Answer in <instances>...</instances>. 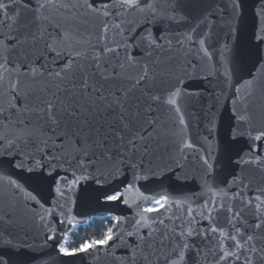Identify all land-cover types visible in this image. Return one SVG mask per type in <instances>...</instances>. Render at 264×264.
<instances>
[{"label": "snow or ice", "instance_id": "1", "mask_svg": "<svg viewBox=\"0 0 264 264\" xmlns=\"http://www.w3.org/2000/svg\"><path fill=\"white\" fill-rule=\"evenodd\" d=\"M181 3L182 0H0V16L3 17L0 26L15 33L10 39L0 33V169L11 166L31 174L30 178L38 186L32 188L35 192L32 200L39 202L38 189L53 174L59 177L61 171L64 176L59 179L69 189L80 180L88 179L95 180L103 189L110 179H118L129 171L136 180L147 179L149 174L155 175L154 162L162 159L157 149L165 137L173 146V154L168 156L171 165L177 170L184 167L185 149L193 147L184 139V119L181 115V127L176 128L173 121L174 128L168 129L161 123L159 109L164 107L180 114L179 100L194 95L185 86L188 68L195 70L197 65L191 61L173 64L171 56L162 58L160 53L172 51V40L161 32H172L174 24L186 25L188 31L181 33L183 40L177 43L198 40L203 52L200 60H203L210 55L203 48L210 39L205 29L215 24L206 16L198 18L199 22L193 25L190 14L175 15L184 11ZM241 5L242 0H232L234 17L241 15ZM61 9L80 13L69 17L74 27H64L54 19L52 14ZM129 13H136L138 20H128ZM256 16L264 20V0H259ZM95 21H100V27L93 39L87 26ZM80 25L85 26L84 31ZM224 26L228 27L229 36L236 30L231 19H225L221 27ZM112 29L115 31L109 38ZM254 39L257 45L264 44V26L258 24ZM216 43H220L219 38ZM41 48L43 52L38 51ZM229 50L233 55L228 72L236 75L241 64L235 44L225 42L216 49L222 56ZM43 53H47V57ZM134 68L140 71L132 76L129 70ZM4 73L15 76L7 86ZM244 84L245 95H239V87L233 93L234 123L220 142L221 152L227 153L239 139L247 137L250 141L248 158L237 154L238 167L264 163L260 155L253 159L260 148L256 142L264 141V128L255 127L257 120L264 122V106L258 107L255 102L253 82ZM206 116L208 136L204 140L209 142L208 137L216 133L218 125L214 113ZM199 161L204 181L201 187H206L208 192L215 187L227 197L222 185L247 189L255 182V177L236 172L228 174L231 179L217 175L212 153L200 156ZM69 174L71 181L67 179ZM132 187L131 183L125 185L126 189ZM256 190L260 195L255 197V205L237 192L233 198L240 200L242 208L236 212L227 209L228 223L235 233L227 238L233 242L235 251H226L215 242L212 235L217 231L215 227L209 225L208 230L192 227L193 218L186 221L187 231L182 222L163 232L152 229L143 235L127 233L135 235L136 239L128 248L126 264H200L202 260L207 261L209 254L215 264L229 258L240 264H264V243L260 247L256 244L258 240L264 241V233L257 231L264 225L261 208L264 202L260 201L264 188ZM122 195L117 188L101 191L97 199L108 203L119 200ZM167 200L162 197L154 203L160 208ZM207 204L208 201H204L205 208ZM158 208L149 207L145 211L150 213ZM191 214L189 209L188 215ZM250 216L257 218V222L250 224ZM120 222L117 218L116 225ZM6 223L0 217V225ZM159 224L163 225L164 221L159 220ZM143 226L151 228L147 220ZM193 236L199 238V243L189 242ZM114 239L119 237L113 228H108L103 239L85 241L71 250L61 244L59 251L74 255L98 245H109ZM0 241L12 244L3 231H0ZM218 251L222 255H218ZM0 264H7L3 256H0Z\"/></svg>", "mask_w": 264, "mask_h": 264}, {"label": "water", "instance_id": "2", "mask_svg": "<svg viewBox=\"0 0 264 264\" xmlns=\"http://www.w3.org/2000/svg\"><path fill=\"white\" fill-rule=\"evenodd\" d=\"M231 5L232 0H182L181 7L184 11L175 13V15L190 14L193 25L199 22L198 18L204 16L210 23L214 22V27L205 29L210 39L206 41L203 48L210 55L203 60H200L203 52L200 51L201 45L198 40L194 43L184 40L182 45L177 43V40H183L181 33L188 31L186 25L174 24L172 32H161V35H167L172 40V51L160 53L162 58L171 56L173 64H186L191 61L197 65L195 70L188 68L185 86L194 95L179 100L177 106L181 109L180 114L167 111L164 107L159 109L161 123L168 129L174 128L173 121L176 122V128L181 127L180 116L182 115L184 119L186 125L184 139L193 145L192 148L185 149L187 160L183 162L184 167L177 170L175 165H171L168 156L173 154V146L165 137L162 138L157 149V154L162 159L153 164L155 175L149 174L147 179L136 180L129 171L118 179H110L103 189L93 179L80 180L69 189L68 185L59 179L64 176L61 171L59 177L53 174V177H49L43 187L38 189L40 197H37L39 202H36L31 199V196L35 195L32 188L38 186L30 178L31 174L5 166L0 169V217H3L7 223L0 225V231L5 232L6 238L10 239L12 244L6 245L0 241V256H3L7 264H126L128 248L136 239L135 235L128 236L127 233L139 232L143 235L152 229L163 232L166 228L171 229L182 222L187 231L186 221L193 218L195 223L192 227L198 230H208L209 225L215 227L217 231L212 234L215 236V242L220 243L226 251H235L232 247L233 242L227 238L229 234H235L228 223L230 214L227 209L231 208L233 212H236L242 208L240 200L233 198L237 192L243 199L251 200L253 205L257 203L255 197L260 193L256 189L264 188V163L237 166V154L244 156L245 159L248 158L246 154L250 141L247 137L239 139L227 153L221 152L220 142L234 123L232 100L235 99L233 93L237 87L240 88L239 95L243 96L247 92L244 82L252 81L256 89L255 102L258 107L264 106V44L257 45L254 39L258 24L264 26V20H258L256 16L259 0H242L239 17L233 16ZM79 14L76 10L68 13L61 9L52 15L64 27H74L69 17L79 16ZM2 19L3 17L0 16V20ZM127 19L138 20V16L136 13H129ZM225 19H231L236 29L231 36H229L228 27H221ZM80 27L82 31L85 30L84 25ZM99 27L100 21L87 26V31L93 34V39ZM114 31V29L109 31V38L113 36ZM0 33L9 39L15 35L4 26H0ZM217 38H219V44L216 43ZM225 42L235 44V51L239 54L241 67L236 75H229L228 72V69L232 67V50L225 52L223 56L216 51ZM38 51L43 52V49ZM43 54L47 57V53ZM136 58L140 59V56L137 55ZM139 71V68L130 69L129 74L135 76ZM14 79V75L4 73L6 86ZM210 112L216 115L218 127L216 133L208 137L209 142H205L204 137L208 136L205 127L206 114ZM255 127L264 128V122L257 120ZM255 134L253 132V135ZM256 143L260 145V148L253 154V159L255 155L264 157V141ZM208 153L213 154L217 175L231 179L228 174L236 172L249 178L255 177V182L247 189L222 185L221 187L228 193L227 197L215 187L212 192H208L206 187H201L204 181L201 178L199 161L200 156ZM166 164L170 166L166 167ZM67 179L72 180L71 174ZM247 182L246 180L245 183ZM129 183L133 184V187L126 189L125 185ZM57 187L59 191L56 190ZM117 188L123 193L119 200L104 203L97 199L101 191L110 192ZM162 197L168 198L165 206L160 208L157 205L154 206V201ZM196 197L199 199L197 200ZM204 201H208L206 208ZM260 201L264 202V195H261ZM151 206L158 210L146 212L145 209ZM261 208L264 210V203H261ZM189 209L192 210L191 216L188 215ZM245 211L248 210L245 209ZM106 215L114 217L110 228H113L119 239L110 241L109 245H98L96 248L77 252L74 255H65L59 251L66 234L74 224H84L92 217ZM177 217L182 219L177 220ZM117 218L121 221L119 225H116ZM145 220L151 228L143 226ZM159 220H163L164 224H159ZM137 221H140V224H137ZM248 222L255 223L257 218L250 216ZM257 231L264 233V225ZM48 236H54L55 239L49 240ZM189 242L199 243V238L193 236ZM261 243L264 241L258 240L257 247H260ZM218 255H222V252L218 251ZM208 262L215 264L210 254L207 261L202 260L200 264H208ZM221 264H240V262L229 258L227 261H221Z\"/></svg>", "mask_w": 264, "mask_h": 264}, {"label": "trees", "instance_id": "3", "mask_svg": "<svg viewBox=\"0 0 264 264\" xmlns=\"http://www.w3.org/2000/svg\"><path fill=\"white\" fill-rule=\"evenodd\" d=\"M113 217L106 215L103 217H92L86 224L72 227L66 234L62 244L69 250L78 248L85 241L103 239L104 232L110 228Z\"/></svg>", "mask_w": 264, "mask_h": 264}, {"label": "rangeland", "instance_id": "4", "mask_svg": "<svg viewBox=\"0 0 264 264\" xmlns=\"http://www.w3.org/2000/svg\"><path fill=\"white\" fill-rule=\"evenodd\" d=\"M160 199H161V198H160ZM154 206H156V205H154ZM154 206H151V207H154ZM111 217H113V216L111 215ZM113 218H114V217H113ZM87 222H88V221H87ZM87 222H86V223H87ZM86 223H84V224H86ZM77 225H78V224H74L73 227H76ZM63 246H64V244H63Z\"/></svg>", "mask_w": 264, "mask_h": 264}]
</instances>
